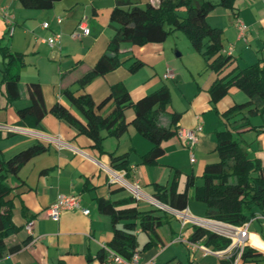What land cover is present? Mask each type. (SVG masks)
<instances>
[{
    "label": "crops",
    "instance_id": "1",
    "mask_svg": "<svg viewBox=\"0 0 264 264\" xmlns=\"http://www.w3.org/2000/svg\"><path fill=\"white\" fill-rule=\"evenodd\" d=\"M149 1L158 5L160 0H138L141 5ZM114 5L115 0H58L52 8L36 9L24 7L19 0H0V43L25 54V65L19 69L21 98L7 105L6 96L0 93V122L18 125L23 130H0V159L8 162L36 144L48 146L47 151L35 155L21 166L17 174H10L7 179L14 196L13 219L20 230L8 236L5 243L8 248L21 247L6 252L0 264H120L105 248L109 247L113 225L111 216L99 209V200L115 201L133 195L126 187L118 190L120 185L110 181L106 170L114 168L110 153L128 154L126 177L143 190V197L137 199L139 208H156L150 200L156 198V184L169 188L175 181L177 190L182 191L188 175L196 176L197 185L203 183L206 165L219 160L215 151L216 131L229 126L220 114L249 99L244 91L231 87L228 94L214 104L209 89L217 78L225 76L234 67L244 68L258 61L264 50V0H236L235 14L221 6L208 14V23L223 30V51L230 54L231 50L233 56V62L221 72L208 67L205 58L196 50L201 58L190 54L186 62H180L177 57L183 54L172 55L168 38L164 42L145 45L125 41L120 49L123 63L95 77L84 87L100 103L118 83L125 85L133 100L167 85L172 102L163 122L167 123L169 113L178 111L182 114L179 129L195 128L200 122L203 125L192 150L176 133L163 142L164 154L156 163L144 164L141 157L151 150L153 144L133 125L118 138L106 136L102 144L104 152H100L90 137L79 134L74 126L50 112L39 127L20 124L17 111L30 104V83H40L48 109L60 102L84 120L62 91L65 88L78 89V79L95 66L107 49L117 25L110 19ZM5 12L15 26L11 35L7 34ZM57 17L62 19L61 22ZM217 17H224V23L216 22ZM82 18L88 19L90 33L73 38L71 34L77 30ZM238 18L249 26L246 39L238 37ZM45 21L50 22L49 28L42 26ZM55 32L62 33V43L51 47L45 39ZM135 59L143 62V66L131 72L129 67ZM4 64L0 53V84ZM112 107L113 102L109 101L101 112L108 113ZM133 114L132 109L127 110L128 119ZM242 116L240 114L234 120H238V124L246 122V119L241 120ZM248 121L250 125L238 129L236 135L243 139L248 157L259 158L264 163V115H253ZM60 193L79 195L82 207L89 212L65 210L58 220L51 218L47 209ZM183 210L204 218L207 206L191 197ZM253 211L255 214L248 227V246L261 255L240 259L237 264H264V211L257 207H253ZM157 213L168 212L158 209ZM168 214V222L158 229L160 240L156 245L144 247L149 235L137 231V264H167L172 259L185 264H230L232 257L207 253L201 247L191 248L183 239L191 241L194 225L183 224L177 215ZM28 220H31V230L27 228ZM198 242L216 250L204 239Z\"/></svg>",
    "mask_w": 264,
    "mask_h": 264
},
{
    "label": "trees",
    "instance_id": "2",
    "mask_svg": "<svg viewBox=\"0 0 264 264\" xmlns=\"http://www.w3.org/2000/svg\"><path fill=\"white\" fill-rule=\"evenodd\" d=\"M56 1L58 0H19L24 7L36 9L52 8ZM219 6L236 13V0H160L158 5L150 1L141 5L138 0H115L110 19L117 25L107 49L95 66L78 79V89L65 88L62 91L84 120L60 102L48 109L40 83H30V104L17 111L20 124L39 127L44 116L50 112L74 126L79 134L90 137L94 142L93 146L100 152H104L102 144L106 136L118 138L133 125L153 144L151 150L141 157L142 163H156L164 154L163 142L177 133L182 115L181 112L172 111L167 115V123L163 122V116H166L167 108L172 102L169 87L162 85L140 99L133 100L125 85L118 83L112 86L110 94L100 103L84 87L95 77L104 75L123 63L120 58L122 42L128 41L136 45L160 43L175 31L184 32L193 49L205 58L208 67L221 72L233 62V56L223 51V30L211 26L207 21L208 14ZM182 8L185 9V14L180 13ZM7 34H10L9 28ZM0 53L5 63L0 93L6 96L8 105L21 98L19 69L25 65V54L12 51L8 45L1 43ZM142 66L143 62L135 59L129 69L135 72ZM231 87L244 91L249 99L244 103L234 104L220 114L229 126L216 131L215 151L219 160L206 165L202 174L203 183L197 185L196 176L188 175L182 191L177 190L175 181L169 188L156 184L155 196L161 202L179 210L185 209L189 199L193 197L206 204L207 218L240 226L255 214L253 207L264 211V163L259 158L248 157L243 147V139L236 135L238 129L250 125L248 120L251 116L264 115V50L257 62L244 68L234 67L225 76L217 78L209 89L212 102L216 104L228 94ZM109 101L113 102V107L104 114L101 109ZM128 109L134 112L131 119L127 118ZM240 114L243 115L241 120L246 119V122L238 124V120L234 119ZM47 150L48 146L36 144L8 162L0 159V259L6 252L16 251L21 247L16 245L8 248L5 243L8 236L20 230V226L13 219L14 196L7 179L10 174H17L28 160ZM127 155L111 152L113 167L128 173ZM122 188L120 185L118 190ZM99 209L111 216L113 231L109 248L124 259H131L138 252V230L149 235L144 247L156 245L160 240L158 229L169 220V214H158L157 208L140 209L138 200L133 196L115 201L100 199ZM202 239L214 249H224L231 241L210 229L194 225L190 240L198 242ZM260 255L261 252L255 248L246 246L241 259ZM167 264L185 263L172 259Z\"/></svg>",
    "mask_w": 264,
    "mask_h": 264
},
{
    "label": "built area",
    "instance_id": "3",
    "mask_svg": "<svg viewBox=\"0 0 264 264\" xmlns=\"http://www.w3.org/2000/svg\"><path fill=\"white\" fill-rule=\"evenodd\" d=\"M5 16H6V22L9 28V33L11 35L14 31L15 26L9 14L5 12ZM61 20L62 19L60 17H57L58 22H61ZM236 25L239 31L238 37L246 39L249 26L245 23L244 20L240 18L237 19ZM42 26L44 28H49L50 22L45 21L42 23ZM89 33H90L89 21L87 18H82L78 24L77 30L73 31L71 36L73 38H78L82 34L88 35ZM45 41L51 47L60 46L62 43V33L55 32L53 33V35L46 38ZM229 53L231 54V50ZM0 130L7 131V132H17V131H22L23 127H20L15 124L0 122ZM202 130H203V125L200 122L197 124L195 128L178 129L177 134L183 140L184 144L192 150L195 144L198 142L199 133ZM191 159L193 161L195 160V155L193 154V152L191 153ZM106 170L108 172L111 182L118 183L119 185L128 188L136 199H140L143 197V190L141 186L138 183L130 181L126 177L125 170L120 171L112 167H108ZM150 200L157 209L177 215L180 219H182L183 224L192 223L193 225H200L220 235H223L226 238H229L231 240L230 244L226 248L212 250L205 245H200L199 242H192V241L183 239V241L186 242L191 248L196 249L198 247H201L207 253L213 252L219 256L232 257L233 258L232 264H237V262L241 259L242 254L246 246H248V242H249L250 233H249L248 227H249L250 220L240 226H236L231 223L219 221L216 219H211L207 217L199 218V217L192 216V214H190L186 210H178L153 197H151ZM65 210H82L85 213L89 212L88 209L82 207L81 198L79 195L66 194V193L58 194L56 200L48 207L47 212L51 218L58 220L62 212ZM27 228L31 230L30 223L27 225ZM105 248L110 254L111 258L120 264H137L138 263V252H136L131 259H124L116 255L109 247L105 246ZM231 252L232 254L230 256L229 253Z\"/></svg>",
    "mask_w": 264,
    "mask_h": 264
},
{
    "label": "rangeland",
    "instance_id": "4",
    "mask_svg": "<svg viewBox=\"0 0 264 264\" xmlns=\"http://www.w3.org/2000/svg\"><path fill=\"white\" fill-rule=\"evenodd\" d=\"M180 13L185 14V9L182 8ZM224 21V17H217L216 19V22L224 23ZM168 46L169 48L172 47L170 50L173 56H177L178 53L183 54V56L177 57L180 62H186L190 58V54L201 58L200 55H198V53H196V51L193 49L186 34L182 31H175L168 36Z\"/></svg>",
    "mask_w": 264,
    "mask_h": 264
}]
</instances>
